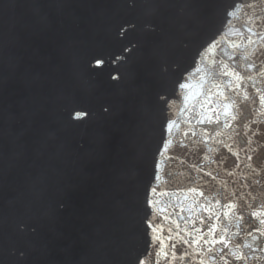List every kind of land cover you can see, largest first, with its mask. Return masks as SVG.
Wrapping results in <instances>:
<instances>
[{
    "label": "water",
    "instance_id": "water-1",
    "mask_svg": "<svg viewBox=\"0 0 264 264\" xmlns=\"http://www.w3.org/2000/svg\"><path fill=\"white\" fill-rule=\"evenodd\" d=\"M238 2L91 0L103 264H264V3Z\"/></svg>",
    "mask_w": 264,
    "mask_h": 264
},
{
    "label": "snow or ice",
    "instance_id": "snow-or-ice-1",
    "mask_svg": "<svg viewBox=\"0 0 264 264\" xmlns=\"http://www.w3.org/2000/svg\"><path fill=\"white\" fill-rule=\"evenodd\" d=\"M261 2L264 3V0H261ZM241 3L243 4L244 7H251L250 4L246 3V0H239V2L235 5V7H240L241 6ZM261 39H264V37H261ZM219 63L221 64V67L216 68V69H208L207 70V73H206L207 77L210 78V79H212L213 86L216 87L217 89L220 88V83L217 82V79L216 78L218 76H227L229 74L225 70V69H227L228 66L227 65H224L222 62H219ZM236 76H237V79H242V77H240L239 73H236ZM181 87H184V85H181ZM236 87L239 88L240 85H236ZM232 90H233L232 88H228V91H232ZM209 99H210V90H209ZM225 99L226 100H229V102H231L230 101V98L225 97ZM243 99L244 100H247L248 97L247 96H244ZM260 102L262 104H264V95H262L260 97ZM231 103H234V102H231ZM225 107H227V105H225ZM233 119H235V116L233 117ZM200 122L203 123V121H200ZM170 128H171V125H169V129ZM250 159H251V157H250ZM153 191H155V189H153ZM222 207H226V208H229L230 209L232 206L231 205H222ZM257 216H258V214L256 212H253L252 213V217L253 218H255ZM241 219H243V217H241ZM259 223L264 224V219H260L259 220ZM262 235H264V233H262ZM220 242L222 243L223 241H220ZM233 255H234V258L237 259V260L241 258L239 255H236V254H233Z\"/></svg>",
    "mask_w": 264,
    "mask_h": 264
}]
</instances>
